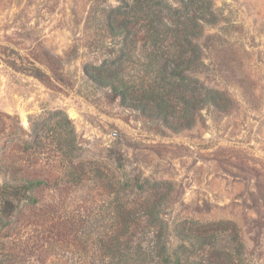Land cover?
Segmentation results:
<instances>
[{"label":"rangeland","instance_id":"rangeland-1","mask_svg":"<svg viewBox=\"0 0 264 264\" xmlns=\"http://www.w3.org/2000/svg\"><path fill=\"white\" fill-rule=\"evenodd\" d=\"M119 1L0 0V187L46 181L33 195L74 229L65 244L42 247L41 221L0 224V264H88L81 258L126 202L138 212L153 205V192L125 193L126 179L169 189V223L236 224L250 264H264V0H213L220 17L205 27L206 69L196 77L230 104L205 108L179 132L86 73L116 55L104 19ZM70 174L83 181L69 184ZM140 212L135 232L149 220ZM169 239L180 243L172 229ZM35 244L9 260L11 247Z\"/></svg>","mask_w":264,"mask_h":264},{"label":"trees","instance_id":"trees-1","mask_svg":"<svg viewBox=\"0 0 264 264\" xmlns=\"http://www.w3.org/2000/svg\"><path fill=\"white\" fill-rule=\"evenodd\" d=\"M177 1L178 6L169 0H120L117 7H110L104 23L112 39L110 46L118 47L116 55L94 72L86 68V73L96 83L110 87L123 106L179 132L192 128L207 107L227 110L230 100L205 87L196 77L206 69L205 52L209 47L201 43L205 27L215 26L220 17L214 1ZM67 178L71 185L83 181L74 174ZM147 184L140 179H126L123 187L125 193L133 195L153 192V205L140 209L149 217L140 232H135L133 224H141L132 218L141 212L126 202L115 227L94 239L90 244L92 256L81 260L88 264H250L236 224L194 220L169 223L163 206L170 198L169 189L156 184L151 190ZM48 186L44 180L33 179L0 187V224L8 226L22 217L27 222L41 221L42 247L65 244L66 236L74 234L70 222L54 221L56 205L40 206L33 195ZM170 229L180 242L176 247L171 245ZM77 234L75 246L80 248L82 237ZM38 245L25 251L11 247L9 260L17 259L21 252L34 254Z\"/></svg>","mask_w":264,"mask_h":264}]
</instances>
